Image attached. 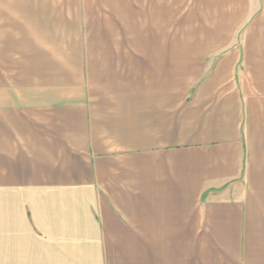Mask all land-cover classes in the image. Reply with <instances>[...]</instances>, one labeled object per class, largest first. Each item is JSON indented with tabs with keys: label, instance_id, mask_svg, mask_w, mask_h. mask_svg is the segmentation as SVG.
I'll use <instances>...</instances> for the list:
<instances>
[{
	"label": "crops",
	"instance_id": "obj_1",
	"mask_svg": "<svg viewBox=\"0 0 264 264\" xmlns=\"http://www.w3.org/2000/svg\"><path fill=\"white\" fill-rule=\"evenodd\" d=\"M0 264H264V0H0Z\"/></svg>",
	"mask_w": 264,
	"mask_h": 264
}]
</instances>
